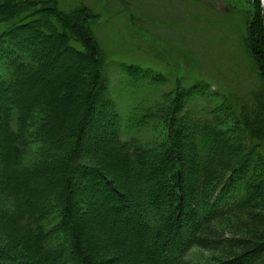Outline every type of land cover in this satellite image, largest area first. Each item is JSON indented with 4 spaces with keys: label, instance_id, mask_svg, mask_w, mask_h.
I'll list each match as a JSON object with an SVG mask.
<instances>
[{
    "label": "trees",
    "instance_id": "1",
    "mask_svg": "<svg viewBox=\"0 0 264 264\" xmlns=\"http://www.w3.org/2000/svg\"><path fill=\"white\" fill-rule=\"evenodd\" d=\"M60 3L0 0V264H264L260 0L240 41L252 91L185 87L178 72L130 106L126 138L106 116L99 14ZM125 69L136 95L163 80Z\"/></svg>",
    "mask_w": 264,
    "mask_h": 264
},
{
    "label": "rangeland",
    "instance_id": "2",
    "mask_svg": "<svg viewBox=\"0 0 264 264\" xmlns=\"http://www.w3.org/2000/svg\"><path fill=\"white\" fill-rule=\"evenodd\" d=\"M60 2L65 9L84 3L99 14L93 28L107 57L103 100L112 103L106 116L112 107L122 138L128 136L124 128L130 106L136 99L155 103L171 88L178 72L185 87L203 80L208 92L231 93L236 98L247 96L257 84L240 42L252 0ZM129 65L149 70V75H160L163 80L152 85L149 75L142 78V91L136 95L125 69ZM204 104L198 99L188 101L187 108L192 114H203ZM101 116L96 113L95 118L104 120ZM136 135L143 138L148 132L138 130Z\"/></svg>",
    "mask_w": 264,
    "mask_h": 264
},
{
    "label": "water",
    "instance_id": "3",
    "mask_svg": "<svg viewBox=\"0 0 264 264\" xmlns=\"http://www.w3.org/2000/svg\"><path fill=\"white\" fill-rule=\"evenodd\" d=\"M260 1H261V13H262L263 22H264V5L262 4V0Z\"/></svg>",
    "mask_w": 264,
    "mask_h": 264
},
{
    "label": "bare ground",
    "instance_id": "4",
    "mask_svg": "<svg viewBox=\"0 0 264 264\" xmlns=\"http://www.w3.org/2000/svg\"><path fill=\"white\" fill-rule=\"evenodd\" d=\"M262 4L264 5V0H262Z\"/></svg>",
    "mask_w": 264,
    "mask_h": 264
}]
</instances>
